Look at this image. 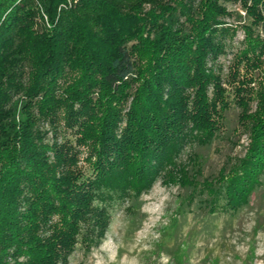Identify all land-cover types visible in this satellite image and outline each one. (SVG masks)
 <instances>
[{
    "label": "trees",
    "instance_id": "trees-1",
    "mask_svg": "<svg viewBox=\"0 0 264 264\" xmlns=\"http://www.w3.org/2000/svg\"><path fill=\"white\" fill-rule=\"evenodd\" d=\"M233 105L245 152L200 179L197 156L187 169L177 155L211 144ZM162 177L212 213L262 185L264 0H0V264H68L100 243L111 202Z\"/></svg>",
    "mask_w": 264,
    "mask_h": 264
},
{
    "label": "rangeland",
    "instance_id": "rangeland-1",
    "mask_svg": "<svg viewBox=\"0 0 264 264\" xmlns=\"http://www.w3.org/2000/svg\"><path fill=\"white\" fill-rule=\"evenodd\" d=\"M226 5L234 13L228 21L251 24L239 4ZM242 38L239 28L227 53L219 58L224 78ZM238 113L234 105L225 113L223 126L211 144L185 146L177 155L181 165L191 168L193 152L201 165V179L216 174L227 155H243L248 138L238 125ZM41 129L44 141L51 142L49 125L42 122ZM67 138H72L71 132L60 127L57 139ZM79 164L88 172L83 159ZM189 191L179 180L162 177L138 200L111 202L110 223L100 243L89 251L77 244L68 264H264V177L248 204L233 213L209 212L201 205L199 193L189 203Z\"/></svg>",
    "mask_w": 264,
    "mask_h": 264
}]
</instances>
